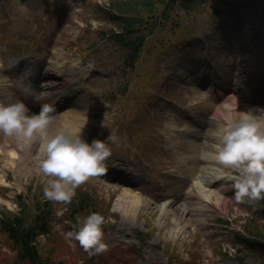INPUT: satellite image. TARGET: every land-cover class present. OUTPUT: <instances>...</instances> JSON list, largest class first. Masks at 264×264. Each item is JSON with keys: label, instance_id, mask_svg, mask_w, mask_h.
<instances>
[{"label": "rangeland", "instance_id": "374dc122", "mask_svg": "<svg viewBox=\"0 0 264 264\" xmlns=\"http://www.w3.org/2000/svg\"><path fill=\"white\" fill-rule=\"evenodd\" d=\"M109 1L0 0V101L17 99L18 92L29 98L41 88L43 95L53 98L69 89L59 85L62 81L57 80V72L61 69L71 72L81 63L94 68L95 75L80 101H71L74 112L77 101L91 104L89 111H78L81 119L76 129L82 130L89 142L114 134L115 141H109L112 153L106 161L107 170L122 169L121 178L135 185L111 180L108 177L113 174L107 172L90 177L75 192H89L95 208L77 215L72 214L69 202L44 196L49 177L39 169L46 155L43 147L47 138L64 129V109L42 130L43 135L38 138L34 134L30 142L0 130V211L16 213L19 203L50 202L53 215L38 247L51 264H259L258 252L241 246L235 232L246 231L249 225L264 230V212L253 207L260 201H236L232 182L225 175L228 169L202 154L213 151L214 133L224 122V115L213 117L209 110L221 106L225 113L226 99L236 100L238 111L259 109L247 107L236 95L216 103L208 87H182L176 73L186 66L193 70L191 63L208 68L207 55L219 69L223 65L233 69L239 61L249 64L257 55L262 56L264 17L253 21L242 14L256 7L264 12V5L230 0L227 5L207 3L196 11H186L176 2L165 15L164 9L158 8L150 13L154 17L143 31L149 37L132 65L127 62L129 48L107 35L112 24L103 11ZM240 24L243 30L238 33ZM248 33L252 35L244 37ZM44 54L48 62L45 68L54 74L52 77L37 72L35 63ZM27 73L37 76L38 87L25 81ZM93 87L103 89V93H92ZM232 109L233 118H239L236 106ZM68 123L73 125V119ZM195 147L199 152L194 166L210 172L184 177L173 148L191 155ZM213 173L217 174L211 176ZM201 179H207V184L198 188L196 181ZM124 193L146 198L149 204L136 203L131 211L130 198L124 206L118 205ZM172 199L178 205L169 206ZM183 204L192 212L182 214L178 206ZM93 211L106 217L104 239L109 247L102 252L85 250L66 237L81 217ZM0 264H20L1 224Z\"/></svg>", "mask_w": 264, "mask_h": 264}, {"label": "clouds", "instance_id": "9594fccd", "mask_svg": "<svg viewBox=\"0 0 264 264\" xmlns=\"http://www.w3.org/2000/svg\"><path fill=\"white\" fill-rule=\"evenodd\" d=\"M238 105H236V111ZM30 109L23 100L5 103L0 101V130L7 135L16 134L30 142L37 131L45 129L52 117L53 106L44 104L39 113L29 114ZM239 118L231 113L223 116L214 133L216 143L210 153L232 182L236 201L264 199V108L258 111H238ZM94 138L89 142L82 130L59 131L49 138L43 147L45 158L40 162V171L47 179L44 196L54 201L70 202L75 189L90 177L107 171V158L112 153L109 141ZM106 217L100 212H90L66 232L70 242H78L85 250L102 252L109 245L104 239Z\"/></svg>", "mask_w": 264, "mask_h": 264}, {"label": "trees", "instance_id": "16d2710c", "mask_svg": "<svg viewBox=\"0 0 264 264\" xmlns=\"http://www.w3.org/2000/svg\"><path fill=\"white\" fill-rule=\"evenodd\" d=\"M174 1L176 0H111L110 7L117 16L113 19L114 23H112L113 27L110 32L117 42H124V46H131L132 54L129 58L131 61L135 59L142 46L144 35L141 32L145 26L149 25V19L154 17L150 13L155 12L158 8H164L166 11L168 7L171 8ZM203 1L179 0V3L186 9L194 10ZM145 14L150 15L144 19ZM262 207L264 208V199H262ZM91 208H95V205L90 194L79 193L71 210L72 214L77 215V213ZM50 215L51 207L41 201H36L31 205L20 203V210L16 213L0 211V223L7 231L9 239L17 251L20 264H51L49 258L45 259L46 257L42 255L38 247L40 233L48 230ZM254 230L256 231L254 232ZM138 236L142 238L143 234L138 233ZM236 236L241 246L258 252L259 264H264V230H261L257 225H249L246 231L236 232Z\"/></svg>", "mask_w": 264, "mask_h": 264}, {"label": "bare ground", "instance_id": "6f19581e", "mask_svg": "<svg viewBox=\"0 0 264 264\" xmlns=\"http://www.w3.org/2000/svg\"><path fill=\"white\" fill-rule=\"evenodd\" d=\"M253 67H254V64L253 63H251V67H250V69L248 70V71H250V70H253ZM71 69H73L72 67H70ZM221 70H223V71H225L224 73H223V75H221V77H222V79H221V81H222V83L223 84H226V85H231V87L233 86V84H236V86L237 85H239V86H241L242 85V83L244 84V80H242V79H244V77H248L250 74L248 73H246L247 72V70L246 69H239V71L234 75V79L232 80L231 78H230V76L232 75L230 72H228V71H226V68L225 67H222V68H220ZM62 70V69H61ZM63 73V72H62ZM77 74L75 73V74H73V72H69V74L68 75H65V77H66V83H71V84H73V85H77V76H76ZM186 77H187V79H188V82L189 83H193V84H195V83H197V81H195V80H197V77L196 76H190V74H186ZM251 78H253V76H250ZM231 80L232 81H234V83L232 84L231 83ZM260 90V89H259ZM70 91H73L72 89L70 90ZM263 92H264V89H263ZM261 96H262V94H261ZM256 101H259V100H257L256 99ZM222 111L220 110V109H218L217 111H215V115L218 117L219 115H220V113H221ZM231 113V115H233V113L231 112V109H227V112H226V114L227 113ZM64 116L63 117H65V122H64V129H61V131H73V132H77V131H79L78 129H76V125H77V123H79V121H80V119H81V117H80V113L78 112V111H76V112H74L73 110H67L64 114H63ZM69 115H70V117H71V119L70 120H68V118H69ZM225 115V114H224ZM80 118V119H79ZM72 119H73V125H69V121H72ZM79 125V124H78ZM192 132H195V133H198V135H200L201 134V132L200 131H192ZM36 135H37V137L39 138V136L41 135V132L40 131H37V133H35ZM173 152H174V154L177 156V157H179V161L182 163V171H181V174H183V176L184 177H195V176H198L199 175V173L200 172H202V174H205V175H207L210 171L209 170H206V169H203V171H199L198 170V166L196 165V167L194 166V163H195V161L197 162V154H198V152H199V148L198 147H195L194 148V153H192L191 155H189V154H184L183 152H181V150L180 149H177V148H173ZM211 153V152H210ZM210 153H208V152H205V151H203L202 152V154H204L205 155V157H207V158H211V159H213L212 158V156L210 155ZM191 164V165H190ZM193 164V165H192ZM214 174H217V173H213V174H210L211 176H213ZM203 176H200L199 178H202ZM204 178V177H203ZM196 184H197V187L199 188V187H202V185H204V184H207V179H205V181L203 182V180L201 179V180H199V181H196ZM214 184H216V182H213V184L212 185H214ZM208 186V185H207ZM205 187V186H204ZM168 191V190H167ZM130 198V200H131V211H133L134 210V208H136V203H143V204H149V201L146 199V198H140V197H138V196H134V195H131V194H129V193H124L123 194V196L118 200L119 202H118V205H122V206H124L125 205V203H127V200ZM175 199V198H174ZM169 203V206H171V205H178V202H174L173 201V199L172 200H169L168 201ZM168 207V206H167ZM178 209H179V211L183 214V213H185V212H187V213H190V212H192V209L188 206V205H186V204H183V205H179L178 206ZM165 211L168 213L169 212V210L167 209V208H165Z\"/></svg>", "mask_w": 264, "mask_h": 264}]
</instances>
